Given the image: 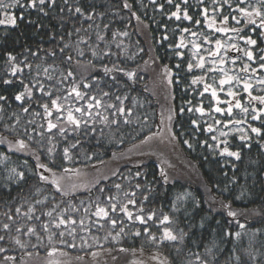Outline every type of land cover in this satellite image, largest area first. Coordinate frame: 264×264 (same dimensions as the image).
<instances>
[{"label": "trees", "instance_id": "1", "mask_svg": "<svg viewBox=\"0 0 264 264\" xmlns=\"http://www.w3.org/2000/svg\"><path fill=\"white\" fill-rule=\"evenodd\" d=\"M127 2L130 8H124V0H69L68 5H64L63 0H56L54 8L45 6L47 16L36 9L17 8L9 10L18 17L17 25H0V95L8 97L6 102H0V138L13 142L17 138L27 140L25 128L34 136V140L29 141L30 150L26 152L10 150L7 143L0 144V154L8 157L7 160L0 159V235L5 237L0 246L8 250L0 254V259L3 255L15 256V264H21V261L23 264H197L196 254H199L201 261L207 264H237L236 257L240 258V264H264V150L260 147L264 139L251 133L249 128L251 124L264 131L260 120H251V108L264 106L258 102L249 104V96L243 91V81L249 80L252 95L264 96V85L257 83L259 78H264V70L259 69V55L264 54L259 49L264 48V39L260 38V31H253L255 26L246 24L241 13L235 10L238 6L249 8V5L256 4V0H244L243 3L241 0H228V3L224 0H187V4L183 0H173L171 5L167 0H156L155 4L151 0ZM177 3L181 5L180 20L171 16ZM69 5L72 12L68 10ZM76 6L84 15L75 13ZM185 8L191 20L183 19ZM204 9H207L206 13ZM21 13L23 20L19 19ZM224 16L229 19L221 23ZM197 19L200 20L198 25ZM210 22L212 27L208 26ZM221 27L229 31L216 30ZM232 28L243 29L240 36L257 39V46L252 49L255 62L247 61L243 52L226 49L229 42H234L239 48L249 47L231 31ZM216 40L221 41L222 47L218 56L213 57L211 53L217 51ZM65 44L69 47L61 53L60 49ZM177 45L182 46L178 48ZM194 45H199V48ZM50 51H55V56L49 55ZM9 53L16 57L15 63L22 70L15 76L11 74L7 59ZM69 55L71 61L67 59ZM225 55L229 57L220 65L219 58ZM200 57H203V68L195 67L201 62ZM190 62L194 65L191 72L187 70ZM244 63H249L257 71H241ZM104 66L133 72L134 78L129 80L121 71L105 75ZM165 66L172 73L171 84ZM45 68L48 69L47 75ZM221 69L228 76L239 77L240 82L233 80L221 86L219 81L226 78ZM68 71L74 75L67 77ZM48 76L52 79L49 80ZM197 76L204 80L193 84L192 79ZM62 77L67 79L57 83ZM4 80L12 83L4 84ZM37 81L45 85L46 91L52 88L53 98L60 96L61 104L76 85L87 99L94 96L101 101L100 107L91 101L95 110L99 112L101 109V113L98 116L85 113L75 131L74 126L63 120L64 137L58 134V129H53L52 133L45 132L41 140L32 129L38 133L41 131L39 125L47 128L40 105L48 103L51 107V100L41 96ZM84 83L92 87L85 89ZM24 84L33 90L32 99L25 97L23 101V107L29 108L28 113H24L20 102L14 99L17 93L24 91ZM205 84L216 88L221 103L213 100L211 89L204 92ZM224 87H231L237 93L236 98L240 99L241 105L249 108V116L245 117L240 109L234 107L232 97L221 95ZM104 92L109 95L104 96ZM121 100L125 108L123 115L117 113ZM226 101L233 104L231 117L226 112L229 106ZM110 104L115 107L109 108ZM197 106L204 108V115L188 111L189 107L194 109ZM217 106L225 112H214ZM181 108H184L183 113ZM36 112L40 115L34 116ZM57 114L53 110L50 117L53 122H56ZM169 115L172 116L171 121ZM113 120L117 123H112ZM125 120L129 122L125 123ZM193 120L198 122L197 126H193ZM217 120L221 123L216 124ZM229 120L233 123L229 124ZM236 120L246 122L237 125ZM29 121L34 123L29 124ZM5 125H14L15 128L8 131ZM209 125L212 126L211 132L205 131ZM226 127L233 128L236 134L217 140ZM240 129L248 133L250 141H241ZM53 134L55 150L49 154L47 137ZM213 136L217 139L213 140ZM225 140L227 145L221 143ZM246 143L251 146L247 147ZM69 144H77V147L71 150V158L65 161L63 149ZM225 146L231 151L239 150L241 159L222 156L221 150ZM32 150L40 155L41 163L52 168L65 191L74 179L96 183L87 191L61 195L50 183L52 173L44 172L49 182H41L35 174L43 172V169H36L37 160ZM107 167L116 171L105 172ZM11 168L24 172V179H8ZM64 169L73 171L64 172ZM233 178L235 183H232ZM137 184L140 188L136 187ZM116 185L120 188L117 189ZM242 191L244 195H241ZM110 197H115L112 203L118 205L115 213L111 211ZM37 200L43 203L37 204ZM129 200L135 203L129 204ZM29 205L34 207V215L41 218L39 221L17 216V207H21L23 213ZM97 205L109 211L108 218L96 219L92 215ZM120 205L127 206L133 213L132 220L119 211ZM229 210L237 215L230 217ZM47 211H53V217L63 213L76 221L74 225L51 229L53 233L64 231L65 240L74 243L75 247H67L58 239L49 243L47 234L39 227L52 219L43 215ZM6 212L16 221L11 233L2 229L3 223H12L4 215ZM152 212H155L153 219L145 224L135 220L136 215L146 218ZM164 215L170 219L161 225ZM110 219L117 220L114 228ZM21 223L24 224L23 231L29 224L36 225L42 240L38 241L35 235H21L20 239L27 242V247L21 249L17 246L10 236L17 235L15 227ZM241 224L245 225L243 229ZM121 227L125 229L124 233L113 240L112 236ZM145 227L149 229L147 234L143 231ZM165 227L173 230L177 241L161 240ZM73 228L75 239L67 234ZM136 231L141 235H134ZM225 232L233 235L225 237ZM236 232L241 233L238 240L234 237ZM152 234L155 241L149 238ZM181 235L182 240L179 239ZM52 247L58 251L49 256ZM121 248L127 251H120ZM245 248L255 256L254 261L243 251Z\"/></svg>", "mask_w": 264, "mask_h": 264}, {"label": "snow or ice", "instance_id": "2", "mask_svg": "<svg viewBox=\"0 0 264 264\" xmlns=\"http://www.w3.org/2000/svg\"><path fill=\"white\" fill-rule=\"evenodd\" d=\"M151 2L153 4L156 3V0H151ZM241 2L243 3L244 0H241ZM167 3L169 5H171L173 3V0H167ZM184 4H187V0H183ZM224 3H228V0H224ZM63 4L64 5H68L69 4V0H63ZM56 5V0H0V15H2L3 18H0V25H11L13 27H15L17 25V19L18 17L15 15L14 12H10L9 10H14V9H36L38 10L40 13H42L44 16L48 15V11L46 10L45 6H47V8L51 9L54 8ZM131 5L128 4L127 0H124V8H130ZM160 7L162 8L163 5H160ZM249 8L251 10H249ZM249 8H244V7H237L235 10L238 11L239 13H241L242 17H244L245 19V23L249 24V25H253L255 26L253 31L259 30L261 33V39H264V0H256V4L255 5H249ZM69 12H72V6L69 5L68 8ZM63 11V7H61V12ZM180 11H181V5L179 3L176 4V11L171 13L172 17H175L177 20L181 19L180 16ZM204 12H207V9H204ZM75 13L76 14H80V15H84L82 9L79 6L75 7ZM102 15V14H101ZM133 16H135V13H132ZM89 19H91V15L88 16ZM137 20H139V17H136ZM20 20L24 19V15L23 13H21V15L19 16ZM183 19L184 20H191L192 17L189 16L187 8L184 9L183 12ZM205 19L207 20L208 17L205 15ZM229 17L228 16H224L223 21L221 23H226L228 21ZM233 20H236V22L239 24L240 20H238L235 16H232ZM259 21V22H258ZM29 23H34L33 21H29ZM196 24H200V20H196ZM209 27H212V23L210 22L208 24ZM107 27V26H105ZM219 32H225V31H229V29L225 28V27H221L216 29ZM80 30L77 29V32H79ZM183 31L187 32L189 31L188 29H184ZM232 32L236 33L237 36H239V39L243 40L244 43L249 46L247 48H239L238 45L236 44H232L231 48L236 49L238 52H243L244 56L246 57L247 61H251V62H255V53L252 50L255 46H257V39H253L251 36H240L239 34L243 31V29H237V28H232L231 29ZM125 35L127 33H124ZM196 33H193V35H195ZM99 39H103V37H99ZM207 39V38H206ZM216 49L217 51L214 53H211V55L213 57L218 56L219 51L222 47L221 41L220 40H216ZM182 45H177V47H181ZM69 47V45L65 44L63 48L60 49L61 53L64 52V49ZM194 47H196L197 49L199 48V45H194ZM260 53H264V48L259 49ZM81 55H83V53H80ZM106 54H110V53H106ZM33 56L37 55V53H32ZM49 55L55 56V51H50ZM93 56L96 55L95 51H93L92 53ZM177 55H180V53H177ZM7 59L8 62L10 64L11 67V74L13 76L16 75L17 72L22 71L19 66L15 63L16 61V57L13 56L11 53L7 54ZM68 61L72 60L71 55H69L67 57ZM224 58L220 57V61L221 63L223 62ZM200 63L196 64L195 67L197 68H203L204 67V63H203V57H200ZM236 61L233 60V63H235ZM213 63H215V60H213ZM26 67H31V65H25ZM39 67V66H38ZM177 67L179 68V65H177ZM194 65L190 62L187 65V70L189 72L192 71ZM259 69L264 70V54L259 55ZM214 69H210V71H212ZM249 70H251L252 73H255L257 71L256 68H251L249 63H244L243 68L241 69V71L247 73L249 72ZM103 71L105 73V75H108L110 73H113L115 71H121L124 72L123 69H119L116 66H113V68H109L107 66H104ZM165 71L169 77V84L172 83V73L170 70L167 69V66H165ZM221 71H223V69H221ZM45 74L47 75L48 73V69L45 68L44 69ZM74 75V73L72 71H68L67 73V77H72ZM124 75H126L128 77L129 80L134 78L135 73L133 72H124ZM67 77H62V79L60 81H57V83H62L63 79H67ZM225 79H221L219 81V84L221 86L225 85V84H230L233 80H236L238 83L239 81V77H233V76H228L227 73H225ZM48 79L51 80L52 77L48 76ZM204 78L202 76H197V77H193L192 79V83L193 84H197V83H201L203 82ZM21 83H23V80L20 81ZM4 84H10L12 83L11 80H4L3 81ZM257 83L264 85V78H259L257 80ZM38 84V88L39 91L41 93V96L43 97H47L48 99L51 100V107L49 106L48 103H44L42 105H40V107L43 108L44 110V119L47 120V128L45 129L43 125H39L41 131L40 132H36V129L33 128L32 132L36 133V135L41 137V140L44 138L45 132L47 133H52L53 129H58V134L61 137H64L66 135V129L63 126H60V121H61V116L57 115L56 116V122H53L52 119H50V117L53 116V110H55V112L60 113L62 112V110H64V105H62L59 101H60V96H56L55 98H53L52 95V88H49L47 91L45 90V85L43 83H40L39 81H37ZM36 85H34L35 87ZM55 87V86H53ZM83 87L85 89H90L92 87L91 84L89 83H84ZM252 88V84L249 80H244L243 81V91L246 92L249 96V100L248 103L252 104L253 102H258L261 106H264V96H253L250 89ZM211 89V96L213 98V100H216L217 104L221 103V101L218 100L217 98V90L216 88L212 87L211 85L205 84L204 85V92H208ZM56 91H59V89H56ZM75 94V97L77 100H81L84 99L86 94L85 93H81V91L79 90V88L76 85H73V87L71 88V91L69 93L68 97H65V100H68L72 94ZM104 96H108L109 93L108 92H104L103 93ZM227 95L229 97H232L234 99V107L237 109H240V111L245 114V117H247L248 113H249V108L248 107H244L241 105L240 99L236 98L237 97V93L234 92L232 90L231 87H229ZM201 96H203V93H201ZM25 97H27L29 100L32 99L33 97V90L32 88H30L27 84H24V91L19 92L15 95L14 99L17 102H20L22 110L24 113H28L29 112V108L28 107H23V101L25 99ZM89 100H93L95 101V105L96 107H100L101 106V101L96 99V97H88ZM117 99L119 100L120 98L117 97ZM8 100V97L0 95V102H6ZM190 103V102H189ZM226 103L229 104L226 112L228 116H232L233 114V104L231 101H226ZM92 104H88V108H92ZM109 108H113L115 107V105H108ZM67 116H66V124L69 126H74V131L76 129H78L82 123V121L77 118L74 115V112L76 113H82L83 114V109L80 107H76L75 109H73L72 107H68L67 108ZM184 108L180 109V112L183 113ZM189 112L195 111L197 113H200L201 115H204V108L202 106H197L194 109L192 107L188 108ZM214 112L216 113H223L225 112L224 109L220 108V107H214L213 109ZM129 114L131 113V110H128ZM117 113L120 115H123L125 113V108L123 107V101L121 100V107H119L117 109ZM251 120L256 121V120H260L262 124H264V119H262V117H264V107H261L260 109H257L255 107L251 108ZM34 116L36 115H40V113L36 112L33 113ZM18 119V117H17ZM169 121H171L172 116L169 115L168 117ZM128 120H125V123H128ZM246 120H236L235 124L239 125V124H243L245 123ZM34 121H29V124H33ZM112 123H117V121L113 120ZM216 124H220L221 121L217 120L215 121ZM229 124L233 123L232 120L228 121ZM193 126H197L198 122L196 120L192 121ZM227 126V125H225ZM15 126L14 125H5V129L8 131H12L14 130ZM249 128L251 133L255 134L258 138H262L264 139V131H262V129L260 127H252L251 124H249ZM169 131L171 132V129H169ZM205 131L211 132L212 131V126L209 125ZM240 131L242 132V135L240 136L241 141L243 142H248L250 141V136L248 135V133L246 131H244L243 129H240ZM19 135V134H18ZM24 135H27L28 139L25 140L23 138H17L15 139V141H10L7 140L6 138H0V144L2 143H7L9 145V149H15L16 151H20V152H26L30 150V144L29 141H33L34 140V136L32 134L29 133V130L27 128L24 129ZM221 136H225L227 135L224 132H221L220 134ZM48 139V143L50 145V147L47 149L49 154H52L55 150V144L53 143L54 139H55V134L53 135H49L47 137ZM150 139V138H146ZM217 138L215 136H213V140H216ZM36 143H41V141H36ZM77 143H79L77 141ZM185 144H188V141H184ZM221 143H224L225 145H227V141H221ZM191 146V145H189ZM247 147H250V143H246ZM75 147H77V144H69L67 147H65L63 149V158L65 161L69 160L71 158L70 156V152L72 149H74ZM217 147H219V145H217ZM261 149L264 150V144H261ZM32 155L35 157V159L37 160L36 163V169H43V172L37 171L35 174L39 177V180L41 182H49L48 181V176L44 175V172H49L53 174V179L50 181V183L55 187V190L57 192H60L61 195H65L67 196L69 193L67 191L64 190V188L61 186L60 181L58 178L55 177V173L53 172L52 168H50L47 164L45 163H41L40 162V155L37 153L36 150H32ZM221 155H227L229 157H233L236 160H240L241 159V152L238 151H231L229 150V148L227 146L223 147V149L221 150ZM0 159L3 160H7L8 157L7 156H3L2 154H0ZM64 172H70L73 171L71 169H64ZM10 173L11 175L8 177V179H12V180H16V181H20L23 180L25 177V173L24 172H17L16 168H11L10 169ZM137 175H139V172L137 173ZM161 175L164 177L165 180H167V176L161 172ZM232 183H235V178H233ZM73 188H75V185H72ZM117 189L120 188V185H116ZM137 188H140V185L137 184L136 185ZM40 189H37V192H39ZM245 192L242 191L241 195H244ZM134 195V194H133ZM239 198V197H238ZM145 199H147V197H145ZM115 200V197H110L109 198V203L111 205V211L113 213H115L117 211L118 205L116 203H112V201ZM37 204L43 203V201L37 200L36 201ZM129 204H134L135 201L134 200H129L128 201ZM225 207H230L228 205H225ZM174 209H175V205H174ZM178 211V209H176ZM16 214L17 216H21L23 215L24 217L27 218L28 221H32V220H37L39 221L41 218L39 216H35V209L34 207H32L31 205H29V207L27 208L26 212L21 211V207H17L16 208ZM119 211L123 212L125 216H127V218L129 220L133 219V213L131 211H129L127 209V206L125 205H120L119 206ZM143 211V209H141V212ZM4 215L7 217L8 221L12 222V223H3L2 225V229L5 232H9L11 233V231L13 230V224L16 223V221H14L13 216L10 215L9 213H4ZM44 216L50 217L52 218L49 221H45L43 223L40 224V229L42 230L43 233L47 234V239L49 241V243H52L54 239H58L59 243L61 244H65L67 247H75L74 243H68L65 240V232L64 231H59L58 233H53L51 232L52 228L55 229H61L62 225H68V224H72L74 225L76 223V221L74 219H72L71 217H65V215L63 213L59 214L56 217H53V211H47L43 213ZM93 215H95L96 217L100 218V219H104V218H108L109 217V211L105 208V207H101L99 205H97L96 207V211L95 213H93ZM155 215V212H152L150 214L147 215V217L145 218L142 215H136L135 216V220L139 221L141 224H145L146 221L152 220L153 217ZM228 215L230 217H235L237 215L236 212H233L231 210L228 211ZM169 216L168 215H164L163 219L160 221V224L163 225L166 222L169 221ZM110 224L113 226V228L116 226L117 224V220L116 219H110L109 220ZM83 222L81 221V224ZM219 223V222H217ZM102 226V225H101ZM201 226H203V223L201 224ZM245 227V225L241 224L240 228L243 229ZM24 228V224H19L18 226L15 227V232L17 233L16 236H10V239L17 245L19 246L21 249H25L27 247V242L22 241L20 239V236H27V237H31L33 235L36 236V239L38 241L42 240L41 235L39 234V232L37 231V226L34 224H29L27 226V230L23 231ZM125 229L123 227L120 228V231L118 233H116L114 236H112L113 240H116L122 233H124ZM144 233H149V229L147 227L144 228ZM215 231V230H213ZM75 233V229L73 228L72 230H70L67 234L69 236H73V239H75L74 236ZM109 235H111V233H109ZM136 236H140L141 233L140 231H136L135 234ZM233 234L230 232H225V237H229L232 236ZM234 237L238 240L241 237V233L240 232H236L234 234ZM107 238V237H106ZM151 240L155 241V235L152 234L149 237ZM5 239V237L3 235H0V241H3ZM178 237L177 235H175L173 233V230L165 227L163 229V235L161 237V240H168V241H177ZM179 239H183V235H181L179 237ZM32 247H36V245H32ZM209 252L211 251V249H207ZM8 250L5 247L0 246V254H4L6 253ZM58 251L57 248L52 247L49 252L48 255L52 256L54 253H56ZM120 251H127V249L121 248ZM248 256H250L252 258V260H255V256L252 255L251 251H249L248 248H245L243 250ZM233 252H235V249H233ZM62 255H66V253H61ZM26 255H31V253H26ZM237 260V264H240V258L236 257ZM16 261V257L15 256H10V255H3V258L0 259V264H15ZM196 261L197 264H207L206 261H201V257L199 256V254H196ZM21 264H23V261H21ZM189 264H191V262H189Z\"/></svg>", "mask_w": 264, "mask_h": 264}, {"label": "rangeland", "instance_id": "3", "mask_svg": "<svg viewBox=\"0 0 264 264\" xmlns=\"http://www.w3.org/2000/svg\"><path fill=\"white\" fill-rule=\"evenodd\" d=\"M229 46L226 48V49H228V50H231L232 48H231V45L232 44H235L234 42H229ZM233 52H237L236 51V49H234L233 48ZM232 51H230V53H233ZM220 57H223L224 58V60H225V58L226 57H229V56H227V55H225V56H220ZM224 60H223V62L221 63V61H220V58H219V64L220 65H222V64H224ZM222 73H225L224 72V69H223V71H221ZM259 84V83H258ZM257 83L255 84L256 86L258 85ZM224 86V85H223ZM228 89L229 88H226V87H224L223 88V90H222V92H221V95L223 96V97H225L226 98V95H227V92H228ZM91 101L92 100H89V99H87L86 97L84 98V99H81V100H77L76 99V97L75 96H73V97H70L68 100H64L63 102H62V105H64V110H62V112H60V113H58L57 115H60L61 116V121H60V126H63V120H65L66 121V116H67V108L68 107H72L73 109H75L76 107H80V108H82L83 109V114L82 113H76V112H74V115L77 117V118H79V119H84V117H83V115L85 114V113H91V114H95V116H98L100 113H101V109H100V111L99 112H97L96 110H95V108L92 106V108H88V104H92L91 103ZM93 105V104H92ZM85 106L87 107V108H85ZM86 110V111H85ZM97 110H99V109H97ZM250 114L248 113V116H249ZM243 116V115H242ZM56 119V118H55ZM217 131H218V129L216 130V133H217ZM224 133H226L227 135H225V137H227V139L229 138V137H231L233 134H236V131L233 129V128H230V127H226V129H225V132ZM220 139H222V136H220L217 140H220ZM116 170L113 168V167H107V168H105V172H110V173H112V172H115ZM94 178H92V179H90V180H93ZM95 179H98L97 177L95 178ZM89 181V180H88ZM96 182H77V180L76 179H74V180H72V181H70V183H69V186H66L68 189H67V191H69V194H74V193H76L77 191H87V190H89L91 187H93L94 186V184H95ZM72 185H75L76 187L75 188H73L72 187ZM61 186H62V184H61ZM95 211H96V209H95ZM95 211L93 212V213H95ZM93 213H92V215H93ZM96 219H100V218H98V217H96L95 215H93Z\"/></svg>", "mask_w": 264, "mask_h": 264}]
</instances>
